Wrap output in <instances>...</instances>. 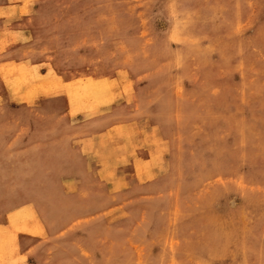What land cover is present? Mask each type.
<instances>
[{
    "label": "rangeland",
    "instance_id": "rangeland-1",
    "mask_svg": "<svg viewBox=\"0 0 264 264\" xmlns=\"http://www.w3.org/2000/svg\"><path fill=\"white\" fill-rule=\"evenodd\" d=\"M37 10L0 33V224L43 228L25 264H264V0Z\"/></svg>",
    "mask_w": 264,
    "mask_h": 264
},
{
    "label": "crops",
    "instance_id": "crops-1",
    "mask_svg": "<svg viewBox=\"0 0 264 264\" xmlns=\"http://www.w3.org/2000/svg\"><path fill=\"white\" fill-rule=\"evenodd\" d=\"M41 1L43 0H0V33L6 30L8 35H19V33L23 31L20 25H26L27 22L29 23V21H32V18L36 19L35 15L40 14L37 12V9L41 8ZM24 36H26L25 33ZM12 39L15 41L16 37ZM6 64H8L10 68L38 65L35 63L30 65L23 63L19 64L13 61H9ZM58 82L57 80L55 83L59 84ZM24 209L25 207H21L11 211L8 213L7 222L0 224V257H6L5 259H0V264H25L24 255L17 252V249H19L17 245L15 247L13 246V243L16 241V236L20 233L38 236L43 232L41 222L34 212ZM16 212L17 215L22 214L18 220L14 222L11 216ZM24 249L25 248H23V250Z\"/></svg>",
    "mask_w": 264,
    "mask_h": 264
}]
</instances>
